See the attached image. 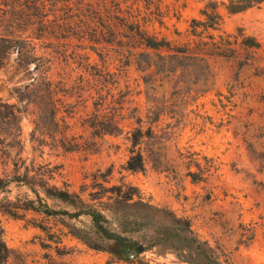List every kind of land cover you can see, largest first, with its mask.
<instances>
[{
  "label": "rangeland",
  "instance_id": "rangeland-1",
  "mask_svg": "<svg viewBox=\"0 0 264 264\" xmlns=\"http://www.w3.org/2000/svg\"><path fill=\"white\" fill-rule=\"evenodd\" d=\"M212 1L221 18L218 29L194 35L192 20H204L202 11H211ZM20 3H24L21 20L7 30H14L51 64L54 81H63L64 85L58 84L63 99L58 128L67 139L85 146L65 151L50 137L38 132L32 137L35 107L21 102V158L27 164H47L53 170L51 184L80 192L88 202L89 192L101 191L98 183H126L163 213L151 216V227L130 235L142 251L132 256L131 250L122 258L89 248L72 236L66 224L82 226L76 221L34 212L21 218L2 215L3 239L10 251L7 264H192L200 259L187 247L189 234L163 225L174 217L187 220L191 235L205 243L210 259L213 251L222 264H264V3L236 13L226 10L227 0ZM33 4H44L47 15L39 38L38 18L24 7ZM138 30L173 49L145 50L134 37ZM202 30L197 27L196 32ZM218 34L223 42H232L231 56L207 54L208 43L203 51L197 46L200 37L210 42L209 37ZM241 34L252 36L260 46H240L234 40L239 41ZM185 46L189 48L185 54L199 53L207 66L197 61L195 71L179 69L170 75L156 74L154 67L137 69V64L161 62L160 57L167 63L191 64L183 54L169 58L175 48ZM15 57L12 53L0 66V98L8 103L17 102L15 88L29 84L34 76L35 64L18 65ZM106 88L112 96L98 114L109 113L108 104L117 107L122 101V130L96 135L87 118L96 112L97 92L104 95ZM155 110L160 117L152 122ZM138 116L144 129L151 125L152 133L140 145L145 169L132 172L125 169L128 131L137 126ZM14 150L6 155L0 145V174L17 159ZM11 189V197L26 192L22 186ZM47 203L54 209H69L62 203ZM125 209L135 212L132 206ZM81 220L88 222L85 217Z\"/></svg>",
  "mask_w": 264,
  "mask_h": 264
},
{
  "label": "trees",
  "instance_id": "trees-1",
  "mask_svg": "<svg viewBox=\"0 0 264 264\" xmlns=\"http://www.w3.org/2000/svg\"><path fill=\"white\" fill-rule=\"evenodd\" d=\"M262 3H264V0H227L225 8L230 13H236ZM22 5L24 3L21 4L20 0H0V66L5 63L12 53L16 54L15 61L18 65L28 66L30 63L35 64L32 68L34 72L32 81L14 90V93H16V103H8L0 98V145L6 151V155L8 154V150L15 149V155L17 156L16 160L12 159L10 170H3L0 174V216L8 215L21 218L27 212H34L46 217H63L69 221H76L82 224V226L78 227L76 223L66 224L72 236L81 240L89 248L106 251L122 258L125 253L137 250L138 246H142L141 244H137L138 242L130 235L136 231H140L142 228L151 227L148 224L149 219L153 215L158 214L160 216L159 214L163 213L162 209L144 201L138 190L126 183L111 186H104L103 183H98L97 185L101 191L89 192L88 196L90 200L88 202L81 196L80 192L51 184L50 179H52L53 170L47 164H27L25 159L20 156L23 151L21 128L23 110L18 104H21V102H24L26 105L31 103L35 107L34 129L31 132L32 137H34L36 132L39 133L38 136L40 137H50L51 140L56 142V146L61 147L65 151L85 149V146L76 140L73 142L72 139H67L65 131L58 128V114L63 103V99L58 95V84L64 85L63 81H54L50 74L51 64L43 61L42 56L36 55L34 47L26 42V40H22L15 34L14 30L11 32L7 30V26H11L13 23L16 24L21 20L20 14L23 13ZM41 5L24 6L28 10H31L32 16L38 18L39 26L37 30L39 33H37V38H39L40 33L45 31L47 22L45 20L47 19V15L44 12V4ZM209 5L211 11H202L205 15L204 20H192V33L194 35L199 36L204 30L218 29L221 18L216 10L217 4L212 1ZM197 27H202L203 30L197 33ZM217 36L211 35L209 37L211 39L210 42H204L200 37L197 46L203 51L206 45L211 44V50L207 54L231 56L234 50L229 45L232 42H223L224 37L222 34H218ZM240 36L239 41L237 38L234 40L240 46L246 49L252 47L258 48L260 46V43L252 36L244 34ZM134 37L140 41L145 50H161L165 48L167 51H171L173 49L168 42L158 40L156 37L150 36L142 30L135 32ZM188 50V46H185L183 49L175 48L174 51L176 52L170 54L169 58L174 59L179 54H183L186 55V58L192 60L191 64L186 65L182 62L177 64L172 62L167 63L164 57H160L161 62L154 64L147 62L145 65L137 64V69L145 71L154 67L156 74L170 75L179 69L194 68L195 71L197 61L205 62L203 68L207 66L204 56H199V53L187 55L185 53ZM145 55L147 57L150 56L149 53ZM97 93L99 99L95 101L96 112L87 118L89 128L96 135L119 134L122 130L119 126V119L124 118L122 114V101L119 102L120 105L117 107H110L108 104L107 108L110 109V112L100 117L98 110L104 105V108H106V100L112 94L110 88H106L104 95L101 92ZM155 111L152 122H156L160 117V111ZM136 123L137 126L128 131L130 147L128 149V158L125 161V169L132 172L143 171L145 169L144 156L140 145L143 137H148L152 133L151 125H148L145 129L142 127L140 116H138ZM57 134H60L59 139H56ZM190 175L194 176V173L190 172ZM11 185L25 187L26 192L21 196L11 197ZM104 198L105 200H103ZM47 200L62 203L69 209H54L47 203ZM92 201H97V203ZM131 206L134 207L135 212H126L125 208ZM81 217L87 218L88 222L81 220ZM163 225L169 229L173 227L174 232L183 231L185 235L186 233L189 234L185 236L189 245L187 247H190L196 253L198 259H200L192 261V264H222L213 251L212 259H210L204 247L205 243L199 242L196 237L191 235L190 225L187 220L174 217L167 224ZM177 226L181 227L180 230L177 229ZM140 252L138 251V253ZM9 255L10 251L3 239V229L0 225V264H7Z\"/></svg>",
  "mask_w": 264,
  "mask_h": 264
},
{
  "label": "water",
  "instance_id": "water-1",
  "mask_svg": "<svg viewBox=\"0 0 264 264\" xmlns=\"http://www.w3.org/2000/svg\"><path fill=\"white\" fill-rule=\"evenodd\" d=\"M143 247L142 246H138L137 250H133V252H131L130 254L132 256L136 255L138 253V251H142Z\"/></svg>",
  "mask_w": 264,
  "mask_h": 264
}]
</instances>
